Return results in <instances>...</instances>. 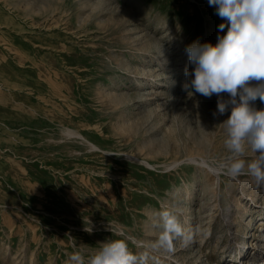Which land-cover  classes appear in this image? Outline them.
I'll return each instance as SVG.
<instances>
[{
    "label": "rangeland",
    "instance_id": "rangeland-1",
    "mask_svg": "<svg viewBox=\"0 0 264 264\" xmlns=\"http://www.w3.org/2000/svg\"><path fill=\"white\" fill-rule=\"evenodd\" d=\"M215 13L208 0H0V264H71L126 237L144 264H264V184L220 168L229 96L184 90L186 47L227 32ZM163 213L191 236L170 252Z\"/></svg>",
    "mask_w": 264,
    "mask_h": 264
},
{
    "label": "clouds",
    "instance_id": "clouds-1",
    "mask_svg": "<svg viewBox=\"0 0 264 264\" xmlns=\"http://www.w3.org/2000/svg\"><path fill=\"white\" fill-rule=\"evenodd\" d=\"M208 3L224 21L219 32L223 33L225 28L227 32L217 36L216 44L197 40L186 47L188 63L194 70L186 68L185 75L194 78L184 85V90L189 96L199 93L209 98L213 94H228L229 99L221 97L217 102L219 114L226 113L231 106V115L221 124L226 134L225 147L231 155L220 168L233 178L246 169L257 184H264V109L254 107L258 99L264 103V0ZM249 150L253 154L250 161L245 159ZM162 220L159 249L170 252L173 240H191L175 216L163 213ZM129 239L134 240L126 237L99 243V249L87 259L81 247L69 260L71 264H144V257L129 249Z\"/></svg>",
    "mask_w": 264,
    "mask_h": 264
},
{
    "label": "bare ground",
    "instance_id": "bare-ground-1",
    "mask_svg": "<svg viewBox=\"0 0 264 264\" xmlns=\"http://www.w3.org/2000/svg\"><path fill=\"white\" fill-rule=\"evenodd\" d=\"M261 220V219H260Z\"/></svg>",
    "mask_w": 264,
    "mask_h": 264
}]
</instances>
